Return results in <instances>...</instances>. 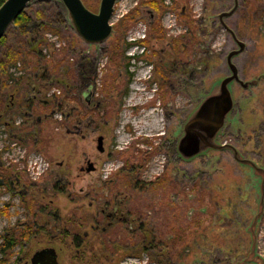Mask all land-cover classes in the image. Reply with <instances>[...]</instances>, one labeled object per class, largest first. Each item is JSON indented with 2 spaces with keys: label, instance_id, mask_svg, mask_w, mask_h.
Returning a JSON list of instances; mask_svg holds the SVG:
<instances>
[{
  "label": "rangeland",
  "instance_id": "1",
  "mask_svg": "<svg viewBox=\"0 0 264 264\" xmlns=\"http://www.w3.org/2000/svg\"><path fill=\"white\" fill-rule=\"evenodd\" d=\"M90 1L92 3L87 4V7L97 13L101 0ZM139 1L120 0L112 19L113 35L100 46L87 45L76 35L60 0H37L27 8L34 20H38L37 12H42L53 28L60 32L50 31L46 34L53 48L44 51L48 58H52L50 64L44 65L51 69L66 58L60 65V74L52 75L53 78H59L46 84L48 89L51 92L55 89L62 91L59 81L67 78L71 83L75 80L78 84L82 74L93 77V104L95 106L100 100L102 106L99 117L93 110H89L91 113L87 116V123H83L77 135L68 134L65 124L55 122L61 121L60 115L46 119L40 127L38 143L33 146V142L29 141V148L10 141L7 129L1 126L0 158L7 165L16 163L18 170H23L39 186L46 184L51 176L54 181L56 175L69 180L70 185L62 189L57 185L55 191L41 199L47 212H58L64 219L74 213L81 216L94 212V209L89 208L90 199H86L87 194L96 197L109 196L111 192H124L125 177H129L127 172L131 171L123 170L125 161L128 159L131 164L139 165L142 154L156 151L137 176L131 177L132 180L154 182L165 170L173 178L179 171L177 174L182 181L183 199L181 196L176 198L177 210H170L167 200L163 210H159V200L166 199V192L155 190L150 195V202L156 207L154 212L165 217L167 215L168 219L183 222L184 225L195 219L196 225L201 222L205 226V221L210 219L207 226L195 233V252L186 264H264V213L255 228L254 259L250 262L245 260L254 244L250 228L261 203V176L255 174L251 167L237 162L230 150H209L190 161L182 160L177 152V142L188 118L229 74L226 58L230 51L236 49V44L219 22V14L228 11L234 0H176L178 10L168 8L162 16V25L168 37L156 46L161 52V59L157 62L166 64L156 69V63L146 62L145 57L133 60V54H141V47L132 46L124 54L131 57L125 68V64L113 59L111 52L112 43L115 42L113 37L117 36L115 26ZM172 1L165 0V4L171 6ZM239 1L240 8L224 22L247 45L246 50L235 57L233 62L241 78L250 81L264 75V28L260 34L255 27L258 17L256 12L264 9V3L258 4L257 0ZM248 1L253 6H249ZM182 8H186L196 22L197 43L194 42L196 47L193 57L189 55L188 58L179 59L176 52L170 49L172 39L182 35L186 36L185 43L192 44L185 23L177 18ZM145 11L143 9L141 20L133 28H139V32L133 35L135 30L129 31L125 41L131 42L132 38L138 37L142 39L147 34L145 30H148L149 15ZM120 46L122 48L123 44ZM30 61L35 63L37 60ZM18 64L22 66L21 62ZM18 64L9 72L19 73ZM28 70L32 71L31 67ZM145 78H150L149 83ZM105 83L107 94L103 93ZM231 92L235 107L219 133L217 143L234 146L243 158L264 168V80L258 87L247 91L233 83ZM77 106V102L69 101L67 109L78 110ZM72 115L76 113L72 111ZM22 120L26 122L18 117L16 123L20 125ZM99 135L105 137V152L102 154L96 149ZM7 145L9 148L5 149ZM115 151L121 152V156L115 157ZM88 160L94 163L95 172L81 171ZM121 170L123 174L115 179L116 182L110 188H106V182L111 177L115 178ZM175 171L173 176L171 172ZM168 186L172 191V187ZM34 194L38 195L37 192ZM7 201L13 203L9 210L11 216L0 220V234L12 228L16 221H29L20 205L19 196L5 194L0 189V206ZM45 223L47 215L43 214L39 224L42 226ZM78 227L81 229L80 234L90 230L89 225ZM44 229L24 246L15 248L11 264H31L35 253L47 247L58 250L61 264H96V258L92 255L97 253V248L81 249L80 255H77L69 241L51 240ZM153 254L155 259L151 256V263H147V257L141 255L140 258L127 259L124 264L159 262L160 253ZM256 258L261 262L257 263ZM113 263L108 261V264ZM171 264H184V260H172Z\"/></svg>",
  "mask_w": 264,
  "mask_h": 264
},
{
  "label": "trees",
  "instance_id": "2",
  "mask_svg": "<svg viewBox=\"0 0 264 264\" xmlns=\"http://www.w3.org/2000/svg\"><path fill=\"white\" fill-rule=\"evenodd\" d=\"M6 0H0V7ZM258 4L264 3V0H257ZM85 5L92 3L90 0H83ZM249 6H253L250 1H248ZM92 6V4H91ZM149 9L152 12L157 14V19L155 23L150 27L149 37L147 39H141L137 43L150 45L148 43L149 38H156L157 40L166 38V29L163 27L161 23V17L164 12L171 8L172 10H178V2L173 0V6H168L165 4V0H141L139 4L128 12L127 15L122 17L117 25L115 26V31L117 32V36L113 40L115 42L112 43L111 52L113 53V59H117L121 64H125V68L128 67V64L131 60V57H126L124 54L131 45L135 44V42L125 41L129 31L135 26L138 22L140 16L143 13V9ZM180 14V13H179ZM251 15V14H250ZM38 20H34L26 11H24L15 21V24L10 27L6 33V35L0 40V127L6 126L7 129L13 131V136L16 137L18 134L21 136L23 134L22 139L25 142L32 141V145H34L35 140L40 136L39 133L41 131L42 123L35 124L33 126L32 120L29 119L30 113L32 116L38 115L36 112L37 105L41 108V113L48 110L40 104H43L44 98H39L33 100L32 97L35 96L34 93L40 91L42 89H46L47 83H51L55 78H59L55 76L53 78L52 75L60 73V65L64 62V59H61L58 64L53 65L50 69L45 66L50 64L51 61L47 55L44 53L45 50H50L53 48V45L48 41L46 34L48 32H55L60 34L59 30L53 28L51 22L44 16V14L40 11L37 12ZM188 20L189 26L191 29L196 30L197 25L192 22L191 17L189 18L187 14L183 17ZM44 19V20H43ZM65 23V21H62ZM262 23V19L256 17L255 27L258 30L260 24ZM196 34V32H195ZM195 43L196 37H195ZM121 44H123L121 48ZM174 50L179 59L188 58L189 55H192L193 49L192 46L194 44L185 43V37L181 36L180 38L173 40ZM196 47V44H195ZM119 52L121 54H119ZM185 55V57H184ZM145 57V56H141ZM30 59L37 60L35 63L31 62ZM140 59V56L137 57ZM146 59V57H145ZM146 61H151L150 59H146ZM22 64L23 75L18 77L16 81L10 84L13 75L9 72V70L16 66L18 63ZM45 63V65H44ZM32 69L29 72L28 67ZM163 68V67H162ZM55 72V73H53ZM164 72V70H163ZM70 74V73H69ZM163 74L167 76V72L165 71ZM163 77L166 78V76ZM52 76V77H51ZM162 76V75H161ZM80 81L77 84L75 80L73 83L67 78L66 80L59 81L61 84L64 96L60 98H55L49 103L48 111H63L67 106V102H77L80 103L79 95L81 91L86 88L88 85L93 84V77L80 75ZM129 79L127 80V82ZM107 83H105L103 87V93L107 94ZM21 90H24L20 92ZM35 91V92H34ZM71 111L75 112L76 115H72V120H78L80 114L78 110L71 109ZM69 112H64L65 116H68ZM91 113V111H87V116ZM64 116V117H65ZM20 117L26 120L22 124L16 126V119ZM30 121H29V120ZM58 123V121H55ZM66 121H63L65 124ZM33 127V128H32ZM115 157H120L121 152L115 151ZM123 153V152H122ZM156 153L152 152L150 154L144 155L142 154L139 158V165L131 164L127 159L125 161V168L123 170H131V171H139L142 170L147 162L153 157ZM126 188L135 186L131 181L132 178L126 176ZM171 181V177L168 173H164L160 176L156 181L152 182V186L161 187L165 182ZM166 184V185H167ZM58 184L56 181H53L52 176L46 180V184L39 186L37 189V194H29L27 196H23L22 205L26 208L29 215L34 219L35 222L30 224H25L23 226L12 227L8 230L7 236H0V239L3 238V241L0 242V264H11V260L13 255V251L16 247L24 246L26 242H29L31 238L35 237L40 230L44 229L49 232L48 237L50 238L51 234L55 233V229L59 225L58 220H53L49 215L51 212L46 211V207L43 206L42 198L46 196L48 193H52V191L56 190ZM42 187V189H40ZM61 189V187L59 186ZM11 204L8 205V207ZM204 213V210H203ZM2 213H0L1 215ZM7 216H10V212L5 213ZM43 214L47 215V221L49 222L43 224L42 226L37 225L36 221H40ZM209 220L205 221V226ZM201 222H198L197 225L195 223V219L190 222H186V225L183 228L179 229V231L174 233V236L171 240L167 242L166 245V255L169 264H171L172 260L179 261L180 259L184 260V264L188 263L190 255L192 257L194 255L195 249L193 250V246L195 245V233L200 232L202 227H205ZM67 227L71 228V231L79 230L76 227V223L73 221L69 222ZM152 253L151 256L155 259V255L153 254L154 249L155 252L161 253L160 249L162 246L160 243H152ZM168 264V263H167Z\"/></svg>",
  "mask_w": 264,
  "mask_h": 264
},
{
  "label": "flooded vegetation",
  "instance_id": "3",
  "mask_svg": "<svg viewBox=\"0 0 264 264\" xmlns=\"http://www.w3.org/2000/svg\"><path fill=\"white\" fill-rule=\"evenodd\" d=\"M240 2V1H239ZM139 4L137 2L136 6ZM135 6V7H136ZM171 6H173V1L171 3ZM135 7L133 9H135ZM232 8V7H231ZM230 8V9H231ZM240 8V6H239ZM238 8V9H239ZM172 10L171 8H169ZM186 8H182L180 14H178L177 18L179 21L185 23V26L187 27V35L191 37L192 44L195 42V30L191 29L189 26L188 20L184 19L183 17L187 14V16L192 19V22L195 24V20L192 17L191 13H189ZM229 9V10H230ZM145 12L149 15V21L147 22L148 30L147 34L142 39H147L149 37V31L150 27L155 23L157 19V14L155 12H152L149 9L145 8ZM257 16L262 19V23L259 26V32L263 30L264 28V9L259 10L256 12ZM142 16V15H141ZM141 16L138 20V22L141 20ZM163 16V15H162ZM138 22L135 24V26L138 24ZM161 23H162V17H161ZM134 26V27H135ZM133 27V28H134ZM131 29L130 31L133 32L135 29ZM191 29V32L189 30ZM139 32V28H137L133 35H136V33ZM260 32V34H262ZM132 35V34H131ZM182 36V35H181ZM179 37H175L172 39V42L169 44L170 49L174 50V44L173 40H176ZM167 30H166V38L167 39ZM186 37V36H184ZM157 40L156 38H149V45L140 44L137 43L141 38H132L131 41L135 42V44L131 45L136 47H141V51L144 52V56L146 59H150L151 61H146L152 64L156 63V69L162 67L166 63L157 62L161 59V52L157 50L156 46H158L159 43H161L163 40ZM189 44V43H188ZM194 46H192V57L194 56ZM175 51V50H174ZM133 60H136L139 54H133ZM165 55L164 53L162 54ZM178 57V56H177ZM142 57H140L141 59ZM138 59V60H140ZM159 63V64H157ZM151 66V65H150ZM22 76V75H21ZM264 76V75H262ZM20 77V76H19ZM18 79L14 78L11 79L10 84H12L14 81ZM264 80V78L261 79L260 83ZM52 83V82H51ZM149 83V81L147 82ZM259 83V84H260ZM93 84L88 85L86 88H84L81 91V94L79 95L80 103L79 106L76 107L79 111V118L78 120L74 119L72 120V111L71 109H67V106L64 108L63 111H48L49 110V103L52 102L55 98H60L64 96L63 89L62 91L60 89H55L52 92L46 88L42 89L40 91V94L38 92L34 93L35 96L32 97L33 100H37L39 98H44L43 104H40V106H43L44 108L48 109L41 113V108L37 105L36 112L38 115L32 116L30 113L29 119L34 121L33 126L35 124H44L46 122V119L51 118L55 116L56 114L60 115L61 121H66L65 126L67 129L68 134L77 135L81 130V126L83 123H87V111L93 110L96 114H98L101 110L102 102L99 100L97 101L96 105L93 104L94 99V92H93ZM86 90V91H85ZM35 92V91H34ZM91 93V96L89 100L86 99V94ZM69 101L67 102L68 105ZM64 112H69L68 116L66 117ZM65 116V117H64ZM23 121V120H22ZM57 124H63V122H59L57 120ZM24 122V121H23ZM18 125L17 123L15 124ZM6 128V126H4ZM33 128V127H32ZM7 129V128H6ZM9 133V139L10 141H16L23 147L31 146L27 145L29 141H23L22 137L18 134L16 137H14L13 131L7 129ZM103 136V135H99ZM38 143V139L35 140V144ZM104 143H105V137H104ZM105 146V144H104ZM9 145L5 147V149H8ZM102 154V153H101ZM111 157H114L112 155ZM182 159V158H181ZM183 160V159H182ZM90 160L86 161V167H82L81 171L86 172V169L88 167V162ZM93 163V162H92ZM94 164V163H93ZM262 168V167H261ZM18 166L16 163H11L7 165L1 158H0V189L5 194L10 195H17L20 199V205L24 208L25 215L29 218V221L24 222H17L13 225V227H20L25 224H30L32 222H35L34 219L29 215L26 208L22 205V199L23 196H27L32 193H36L38 189V184L35 182H32L30 180V177L24 173V171H19ZM95 172V171H92ZM90 172V173H92ZM179 172V171H178ZM177 172V173H178ZM129 174V177H135L138 171H130L127 172ZM164 173H170L168 170H165ZM175 172H171L174 176ZM176 173V176L171 177V181L168 182V184L172 187V191L170 190L167 182H165L161 187L159 186H152V182H142L140 179L132 180L131 182L135 185L132 187H128L126 189H123L124 192L117 193H109V196L104 195H97L96 197L90 196L87 194L86 199H90L89 208L94 209V212L90 215L84 213L81 214V216L78 215V213H74L73 216H70L68 218L62 219L60 214L52 213L49 215V218L58 220L59 225L55 229V233L51 234L50 239L51 240H58L61 239L64 242H70L71 248H74L76 250L77 255H80L81 249H91V248H97V253L95 255H92V257L96 258V264H108V261L111 260L114 262L113 264H124L127 259L131 258H140L141 255L147 257V263L150 262L151 253L153 251L151 244L152 243H160L162 246V249H160V261L153 264H167V255H166V245L169 240H171L174 236V233L178 232L179 229L183 228L184 223L176 220H170L168 219L167 215L161 216L159 213L157 214L154 212L155 208L152 203L150 202L151 193H155V190L166 192L165 198H160L159 200V210H163V205L167 204L171 209H174L177 207L175 204V200L177 197L180 198V196L183 199V188H182V181L178 179V174ZM120 174H123V170L117 173L115 178L111 177L109 182H106V188L111 187L112 184H114L116 181V178L120 177ZM161 175V176H162ZM54 181L62 188L64 186H68L71 184L69 180L66 178H62L58 175H56ZM167 184V185H166ZM109 185V186H108ZM195 191V185L193 187ZM161 192V193H162ZM162 196V194H160ZM46 197V196H44ZM165 201V202H162ZM11 204L9 207L8 205ZM13 206L12 202H4L2 206H0V220L3 218H8L11 216H7L5 213L10 210V208ZM45 206V204L43 205ZM177 210V208H176ZM10 212V211H9ZM84 211H81V213ZM43 216V215H42ZM73 221L76 223V226H83V225H89L90 230H84L81 234V229L78 227L79 230L77 231H71V228L65 227L66 224ZM48 219V218H47ZM50 219L47 221L49 222ZM56 222V221H55ZM38 226H41L38 221H36ZM166 229V231H165ZM9 229H5L0 236L4 235L7 236ZM168 230V231H167ZM45 234H48L49 232L44 230ZM48 236V235H47ZM3 241V238L0 239V242ZM48 248H54V247H47ZM57 253V259L59 264H61L59 260V252L56 248H54ZM155 252V249H154ZM85 263V262H84ZM83 263V264H84ZM87 264V263H85Z\"/></svg>",
  "mask_w": 264,
  "mask_h": 264
},
{
  "label": "water",
  "instance_id": "4",
  "mask_svg": "<svg viewBox=\"0 0 264 264\" xmlns=\"http://www.w3.org/2000/svg\"><path fill=\"white\" fill-rule=\"evenodd\" d=\"M37 0H6L0 7V40L6 35L8 29L15 24L17 18ZM67 13V19L76 35L87 45L100 46L105 44L113 35L112 22L115 7L120 0H101L97 13L91 11L83 0H60ZM240 6L239 0H234L232 8L219 14V22L232 36L236 49L230 51L226 58L229 74L223 78L217 87L205 97L198 108L191 114L183 127V134L177 142V152L183 160H193L209 150H230L237 162L254 169L255 174L261 176V203L259 212L253 219L250 232L253 237V248L246 261L254 258L256 248L255 228L258 220L264 213V168L259 167L254 161L243 158L237 149L230 144H218L217 137L224 128L228 117L233 112L235 100L231 92V85L237 83L243 90H250L259 86L264 76L254 80H244L239 74V69L233 59L242 54L247 45L224 22L232 17ZM91 93L86 94L87 101ZM96 149L99 153L105 152L104 136L97 137ZM95 165L89 161L86 171H95ZM257 263L261 262L256 258ZM31 264H59L54 248L43 249L35 253ZM260 264V263H259Z\"/></svg>",
  "mask_w": 264,
  "mask_h": 264
},
{
  "label": "built area",
  "instance_id": "5",
  "mask_svg": "<svg viewBox=\"0 0 264 264\" xmlns=\"http://www.w3.org/2000/svg\"><path fill=\"white\" fill-rule=\"evenodd\" d=\"M19 66V68H18V71H19V73H11L12 75H13V78H17V77H19V76H21V75H23V70L21 69L22 68V66L20 65V64H18ZM17 69V67H15V70ZM13 71V70H12Z\"/></svg>",
  "mask_w": 264,
  "mask_h": 264
},
{
  "label": "bare ground",
  "instance_id": "6",
  "mask_svg": "<svg viewBox=\"0 0 264 264\" xmlns=\"http://www.w3.org/2000/svg\"><path fill=\"white\" fill-rule=\"evenodd\" d=\"M142 54V55H141ZM141 54H140V57L141 56H144V52L143 51H141ZM136 55V54H135ZM132 56H134V55H132ZM159 126V124L157 123V127Z\"/></svg>",
  "mask_w": 264,
  "mask_h": 264
}]
</instances>
